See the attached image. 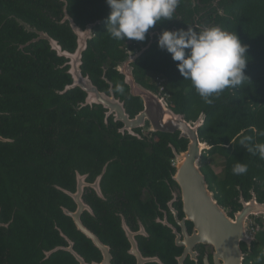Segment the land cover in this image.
Here are the masks:
<instances>
[{
    "label": "flooded vegetation",
    "instance_id": "1",
    "mask_svg": "<svg viewBox=\"0 0 264 264\" xmlns=\"http://www.w3.org/2000/svg\"><path fill=\"white\" fill-rule=\"evenodd\" d=\"M56 3L62 4L61 0ZM17 18L0 12V30H4L0 34V183L5 180L15 183L18 179L19 171L10 174L9 169L19 170L21 166L35 169L34 181L44 192L33 193L32 197L44 200L40 209L49 218L51 214H59L60 223L67 231L51 217L52 228L57 231L60 241L52 248H41L42 257L38 263H52L55 253L64 252L73 260H65L64 264H79L67 250L71 247L84 264H101L105 257L110 264H225L223 256L212 245L192 244L185 239L183 230L191 236L194 225L184 220L182 191L174 180L176 161L172 163L171 160L166 167L167 175L164 170L154 175L149 173L148 167L149 162L154 165L155 161L120 160L118 156L103 160L99 151V141L103 138L120 143L139 141L144 153H152L153 147L162 141L160 134L181 140L179 133L126 128L118 119L119 104L115 101L113 103L118 107L111 106L113 114L106 116L101 105L83 106L85 94L79 88L63 92L71 83L67 59L57 56L45 41H36L37 34L26 32L17 24ZM45 18L61 26L62 15ZM12 22L30 38L23 41L9 35L8 30H15ZM30 27L46 32L36 26ZM157 33L152 41L160 35L159 31ZM37 44L46 45L48 51L36 48ZM101 79L106 87L102 85L100 90L92 82L93 85L107 95L111 88L114 100L123 104L130 120L134 119L142 110V100L133 97L126 85L125 93L115 90L107 78ZM137 82L154 93L159 92L157 83ZM86 142L93 145L86 146ZM167 147L172 155L173 150L185 151L177 150L171 143H167ZM116 161L121 166L133 168L136 174L117 180L114 171L110 170ZM203 161H200L202 165L211 167ZM157 163L163 164V160ZM137 166L141 169L137 170ZM11 194L2 191L0 195L9 199ZM13 204L15 206L14 201ZM238 205L240 210L241 205ZM16 211L17 207L13 208L11 219L5 221L7 218L2 216L0 206V239L3 231L8 233ZM228 211L229 216L235 212ZM72 214L79 215L81 224L98 238L106 248L105 255L89 240L93 251L88 250L87 254L76 249L74 239L81 233L70 216ZM178 243L185 244L178 246ZM10 248L3 250L0 245V264H10L9 259L13 260L12 254L9 257ZM55 248L60 250L47 256ZM240 248L246 253L244 244Z\"/></svg>",
    "mask_w": 264,
    "mask_h": 264
},
{
    "label": "trees",
    "instance_id": "2",
    "mask_svg": "<svg viewBox=\"0 0 264 264\" xmlns=\"http://www.w3.org/2000/svg\"><path fill=\"white\" fill-rule=\"evenodd\" d=\"M58 0H0V12L15 15L31 26L45 30L52 38L57 40L63 49L72 52L75 49V38L66 25L58 26L48 21L45 16L58 17L62 15L63 4ZM68 14L77 24L83 27L85 23L101 20L100 26L94 31V37L89 43L87 51L83 54V73L88 74L92 82L102 90L106 87L101 77L102 67L105 66L107 78L115 90L119 85L126 93L128 88L123 84L122 77L115 70L117 62L126 57L127 51L140 49L150 40L149 33L162 32V30L174 31L186 30L188 27L197 31L205 27L218 26L228 32L235 33L242 45L247 46V64L244 70L245 81L236 88H226L218 96L213 98L211 104L206 103L195 91L188 80H184L179 74L176 64L170 58V54L161 51L157 47V38L154 39L147 51L133 64L134 76L142 84L153 83V78H160L162 95L169 107L175 112L181 113L188 121H196L201 113L205 115L202 127L199 129V137L211 148L203 155V160L215 157L221 158L223 163L221 171L216 174L207 164H203L201 172L213 192L218 204L225 209L239 210L238 200L240 193L244 200L250 197L249 190L254 185V194L259 203H264V159L259 155H253L241 144L245 136L252 137V143H264V136L257 135L256 130H264V0H180L172 20L162 21L151 28L143 42L125 38L116 40L106 32L105 20L110 8L105 0H66ZM176 18V20H174ZM8 30L9 35L23 41L30 35L16 27ZM167 27V28H166ZM3 28L0 34L4 33ZM21 42V41H20ZM39 49L48 47L40 44ZM54 56V53H50ZM150 87V85H149ZM138 101V99H135ZM85 127H88L85 124ZM162 141L153 147L152 153H144L139 141L118 142L104 141L100 138L99 151L102 159L118 156L120 160L140 159L155 161L149 162V173L157 175L159 170H164L173 160L171 150L167 143H171L177 150H185L187 141L172 138L171 135L160 134ZM170 138V140H169ZM93 145L92 142H86ZM163 160V164L157 161ZM145 161V162H146ZM236 162L246 164V174H234L232 169ZM140 170L141 167H135ZM10 174L19 171L15 183L2 181L0 194L13 193L9 196L0 195L2 216L11 219L13 208L17 207L8 233L3 231L0 245L3 250L11 247L9 257L13 255L10 264H39L42 257L40 249L54 247L60 241V237L52 228L51 220L55 219L59 227L65 230L60 223L59 214H51L49 218L42 213L40 206L44 200H34L33 193L44 192L38 187L34 177L35 169L30 166H21L19 170L9 169ZM110 170L119 179L135 175L133 168H127L114 162ZM12 176V175H11ZM6 179V178H5ZM118 180V179H117ZM41 197V196H39ZM15 203V206L13 204ZM32 202V204H31ZM50 216V214H49ZM64 219V218H63ZM259 227L255 234V242L251 252L245 257L244 264H264V220H256ZM67 232V231H66ZM74 241L76 249L88 254L93 251L90 242L81 234H76ZM246 251V250H245ZM65 260L71 261V257L64 252H57L52 256V263L64 264ZM73 261V260H72ZM45 264V263H44Z\"/></svg>",
    "mask_w": 264,
    "mask_h": 264
},
{
    "label": "water",
    "instance_id": "3",
    "mask_svg": "<svg viewBox=\"0 0 264 264\" xmlns=\"http://www.w3.org/2000/svg\"><path fill=\"white\" fill-rule=\"evenodd\" d=\"M61 2L63 7L62 18L59 24H67L75 38V49L72 52L63 50L58 41L47 32L36 31L35 28H31L30 24L24 22L22 19L17 18L16 22L26 32H35L37 34L36 41H45L57 56L67 59L71 83L64 88L63 92L79 88L85 94L83 106L101 105L106 110V116L113 114L110 110L111 106L119 104V107L116 105L118 107L117 111L120 114L118 119L125 124L126 128H145L152 133L173 134L178 132L179 138L187 141V146L183 152L173 150L174 161L178 163L174 180L179 184L182 191L184 220H188L194 225L191 236H187L183 230L185 239L192 244L202 243L212 245L216 252L223 256L225 264H243L245 256L251 252L252 244L255 242L254 237L248 236V221L250 218L254 220L259 217L264 218V203H259L256 200L254 185H252L249 190L250 197L244 200L240 193L238 204L241 205V209L233 212L232 216H229V211L218 204L213 192L208 189L206 179L200 171V161L203 154L211 148L199 137V129L204 123L205 115L201 113L196 121H188L181 113L175 112L169 107L160 91L154 93L136 81L133 64L149 49L153 37L158 35V33H149L150 40L144 47L127 52L126 57L115 65V70L122 77L123 84L129 88L130 94L142 100V110L134 119L130 120L122 108L123 104L119 100H114L111 88L109 95L101 93L93 85L89 75L83 74V54L87 51L89 43L94 37L93 31L100 26L102 21L95 20L88 22L82 27L68 14L67 1L61 0ZM172 30L174 31L175 28H172ZM102 69V78L104 79L106 74L105 66ZM114 101L116 104L113 103ZM105 170L106 167L103 171L105 172ZM70 216L74 220L77 230L105 255L104 251L106 248H104L96 236L81 224L79 215L72 214ZM184 244L178 243V246ZM241 244L246 246V253L242 252L240 248ZM58 250L60 248H55L47 256ZM67 250L75 257L79 264H84L83 260L72 251L71 247ZM101 264H110L109 259L105 257Z\"/></svg>",
    "mask_w": 264,
    "mask_h": 264
},
{
    "label": "clouds",
    "instance_id": "4",
    "mask_svg": "<svg viewBox=\"0 0 264 264\" xmlns=\"http://www.w3.org/2000/svg\"><path fill=\"white\" fill-rule=\"evenodd\" d=\"M110 8L105 20L106 32L116 40L125 38L143 42L146 34L162 21H170L180 0H105ZM157 47L170 54L184 80L191 82L197 94L208 104L226 88H236L246 77L247 46L242 45L235 33L218 26L205 27L201 31L164 30L157 38ZM118 91L123 89L118 85ZM264 136V130H256ZM241 144L253 155L264 159V143H252L245 136ZM234 174H246V164L236 162Z\"/></svg>",
    "mask_w": 264,
    "mask_h": 264
},
{
    "label": "rangeland",
    "instance_id": "5",
    "mask_svg": "<svg viewBox=\"0 0 264 264\" xmlns=\"http://www.w3.org/2000/svg\"><path fill=\"white\" fill-rule=\"evenodd\" d=\"M153 83H157V85L159 86V85H161V79L160 78H153V81H152ZM207 151V150H206ZM205 151V152H206ZM205 154V153H204ZM203 154V155H204ZM201 160H203V157H202V159ZM206 163H209L210 165H211V167H212V169L214 170V172L216 173V174H219L220 173V171H221V165H222V163H223V160L221 159V158H218V157H215V158H213V159H210V158H207L206 160H204ZM203 161V162H204ZM200 165H202V163H200ZM257 220L258 219H260V220H264V218L263 217H259V218H256ZM255 219V220H256ZM253 218H250L249 219V221H248V224H247V229L251 226V225H255V223H256V221H255ZM257 225V224H256Z\"/></svg>",
    "mask_w": 264,
    "mask_h": 264
},
{
    "label": "built area",
    "instance_id": "6",
    "mask_svg": "<svg viewBox=\"0 0 264 264\" xmlns=\"http://www.w3.org/2000/svg\"><path fill=\"white\" fill-rule=\"evenodd\" d=\"M159 91L162 92V88H160ZM172 163H175V161L172 160ZM247 230H248V236L254 237L255 234L258 232L259 227L255 226V225H251Z\"/></svg>",
    "mask_w": 264,
    "mask_h": 264
}]
</instances>
